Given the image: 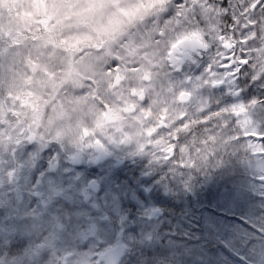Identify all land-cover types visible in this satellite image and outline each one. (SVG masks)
<instances>
[{"label":"clouds","instance_id":"9594fccd","mask_svg":"<svg viewBox=\"0 0 264 264\" xmlns=\"http://www.w3.org/2000/svg\"><path fill=\"white\" fill-rule=\"evenodd\" d=\"M0 264H264V0H0Z\"/></svg>","mask_w":264,"mask_h":264}]
</instances>
